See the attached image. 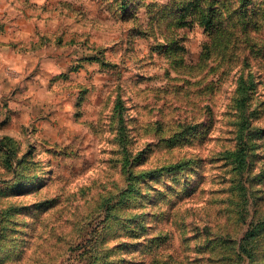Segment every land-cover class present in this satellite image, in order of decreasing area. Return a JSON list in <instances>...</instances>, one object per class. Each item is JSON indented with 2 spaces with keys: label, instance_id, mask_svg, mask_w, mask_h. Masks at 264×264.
<instances>
[{
  "label": "rangeland",
  "instance_id": "1",
  "mask_svg": "<svg viewBox=\"0 0 264 264\" xmlns=\"http://www.w3.org/2000/svg\"><path fill=\"white\" fill-rule=\"evenodd\" d=\"M182 1L0 0V264H264V24Z\"/></svg>",
  "mask_w": 264,
  "mask_h": 264
},
{
  "label": "trees",
  "instance_id": "2",
  "mask_svg": "<svg viewBox=\"0 0 264 264\" xmlns=\"http://www.w3.org/2000/svg\"><path fill=\"white\" fill-rule=\"evenodd\" d=\"M249 3L250 7H248ZM252 3L253 5H251ZM255 3L254 0H185L176 5L171 10V14L175 25L184 26L198 23L214 37H217L221 32H235L233 36L239 32L244 34V37H250L249 31L256 27L260 29L264 24H260L259 21L264 8L260 10V7ZM245 79L243 76L239 78L238 90L240 95L236 101L239 108L245 104V86L249 82ZM244 127V130L242 128L238 136V147L229 153L237 160L240 171L244 170L247 148L245 141V137L248 135L246 132L247 125ZM179 165H171V167L174 168ZM239 249L241 252L246 251L242 245L239 246Z\"/></svg>",
  "mask_w": 264,
  "mask_h": 264
}]
</instances>
